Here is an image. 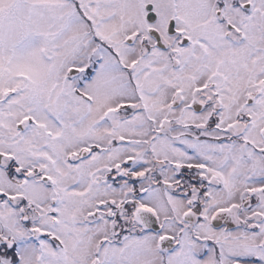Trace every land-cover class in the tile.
<instances>
[{
	"label": "snow or ice",
	"instance_id": "6c2138e0",
	"mask_svg": "<svg viewBox=\"0 0 264 264\" xmlns=\"http://www.w3.org/2000/svg\"><path fill=\"white\" fill-rule=\"evenodd\" d=\"M0 264H264V0H0Z\"/></svg>",
	"mask_w": 264,
	"mask_h": 264
}]
</instances>
